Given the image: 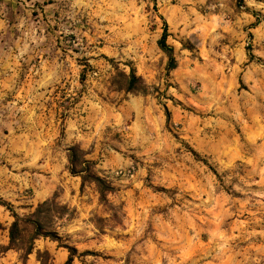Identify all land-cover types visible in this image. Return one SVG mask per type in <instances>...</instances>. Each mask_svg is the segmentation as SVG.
<instances>
[{
  "label": "rangeland",
  "instance_id": "1",
  "mask_svg": "<svg viewBox=\"0 0 264 264\" xmlns=\"http://www.w3.org/2000/svg\"><path fill=\"white\" fill-rule=\"evenodd\" d=\"M258 18L264 0H0V198L22 216L67 205L54 229L95 254L74 264H264ZM132 69L145 93L121 87ZM72 145L114 186L106 201L70 173ZM13 220L0 206V264L66 262L48 238L6 250Z\"/></svg>",
  "mask_w": 264,
  "mask_h": 264
},
{
  "label": "trees",
  "instance_id": "2",
  "mask_svg": "<svg viewBox=\"0 0 264 264\" xmlns=\"http://www.w3.org/2000/svg\"><path fill=\"white\" fill-rule=\"evenodd\" d=\"M262 21H264V18H258L253 26H257ZM163 22V32L158 45L167 54L169 58L167 69L171 71L177 67V60L174 55V47L168 43V37L170 36L168 23L164 19ZM249 56L255 58L252 53H249ZM120 75L126 83L125 86H121L124 87L125 91L146 92L147 86L133 69L129 74L121 72ZM165 109L169 121L170 112L167 107ZM67 151L69 171L72 175L81 178V189L83 190L87 184H94L100 194V199L106 201L107 195L115 191V188L95 170L96 161L87 159L86 152L79 145H72ZM0 206L7 208L14 218L8 228L9 244L5 247L6 250H21L24 258H27L34 251V241L43 237L57 242L60 247L68 251L69 255L64 264H74L75 258L80 255H95L91 251L79 253L74 245L64 242L63 238L54 229V219L62 218L69 212V207L58 202L56 197L39 203L33 212L25 216L20 215L10 202L2 198H0ZM37 259L40 264H54V258L47 250L38 251Z\"/></svg>",
  "mask_w": 264,
  "mask_h": 264
}]
</instances>
